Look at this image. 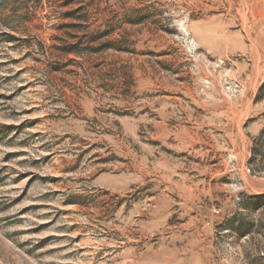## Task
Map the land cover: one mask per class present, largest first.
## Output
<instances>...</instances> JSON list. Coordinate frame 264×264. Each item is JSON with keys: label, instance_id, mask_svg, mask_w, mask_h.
Returning a JSON list of instances; mask_svg holds the SVG:
<instances>
[{"label": "rangeland", "instance_id": "rangeland-1", "mask_svg": "<svg viewBox=\"0 0 264 264\" xmlns=\"http://www.w3.org/2000/svg\"><path fill=\"white\" fill-rule=\"evenodd\" d=\"M0 264H264V0H0Z\"/></svg>", "mask_w": 264, "mask_h": 264}]
</instances>
